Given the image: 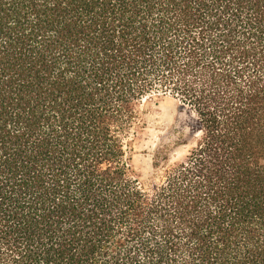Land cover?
<instances>
[{"label": "trees", "instance_id": "1", "mask_svg": "<svg viewBox=\"0 0 264 264\" xmlns=\"http://www.w3.org/2000/svg\"><path fill=\"white\" fill-rule=\"evenodd\" d=\"M0 264H264V0H0Z\"/></svg>", "mask_w": 264, "mask_h": 264}, {"label": "rangeland", "instance_id": "2", "mask_svg": "<svg viewBox=\"0 0 264 264\" xmlns=\"http://www.w3.org/2000/svg\"><path fill=\"white\" fill-rule=\"evenodd\" d=\"M146 127L132 137L131 167L135 176L145 184L158 181L162 169L152 167L155 151L164 146L169 149L170 165L183 160L189 146L183 141L190 140V118L170 97L152 96L143 104Z\"/></svg>", "mask_w": 264, "mask_h": 264}]
</instances>
